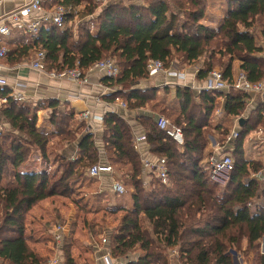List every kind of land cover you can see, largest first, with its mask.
<instances>
[{
  "label": "trees",
  "instance_id": "trees-1",
  "mask_svg": "<svg viewBox=\"0 0 264 264\" xmlns=\"http://www.w3.org/2000/svg\"><path fill=\"white\" fill-rule=\"evenodd\" d=\"M58 2L80 7L84 25L78 37H72L67 25L74 19L72 15L65 18L62 26L51 24L37 34L12 29L14 36L7 40L9 50L4 59L14 64L43 50L48 69L60 71L76 66L84 74L107 55L116 56L120 74L116 78L107 76L104 83L126 91L110 93L104 99L112 102L119 97L129 108L143 106L155 112L143 116L141 123L150 152L165 159L167 183L152 172L149 185L144 184L131 129L123 118L111 112L103 117L104 154L119 173L125 192L98 193L95 178L84 175V182L89 184L81 196L84 210L124 211L119 229L123 236L122 255L132 251L137 255L124 264H169L164 254L168 249H177L182 264H237L233 252L251 254L252 264H264V255L259 252V240L264 235V180L259 176L264 173V164L249 158L245 151L249 134L264 127V102L248 112L250 94L233 89L227 94L202 90L195 95L189 87L177 86L172 100L168 89L161 93L155 89L127 90L147 77L149 59L162 61L165 68L175 65V61L192 64L202 59L199 80L206 79L213 69H219L230 80L232 64L237 60L251 82L261 80L264 57L258 55L261 48L254 35L264 41V0H227L216 29L199 23L205 12L195 0L190 1L196 6L194 10L185 9L181 3L173 10L165 0L128 7L109 4L97 14V21L85 20L95 13L93 0H54ZM179 11L187 14L185 19H181ZM11 93L9 88L0 87V98L5 99L0 105V118L8 124L7 129L0 128V261L44 264L46 259L28 247L24 235L26 213L43 199L70 193V183L76 179L69 181L70 177L82 175L75 166L82 159L90 165L97 163L98 150L91 132L74 135L73 129L82 123L73 111H57V103L50 101L49 107L54 108L51 123L57 135L69 144H78L80 159L70 160L62 152L57 153L64 168L53 181L46 169L24 170L23 165L34 151L40 159L49 161V137L36 127V110L41 105L19 102ZM219 96H224V115L215 122V99ZM164 112L172 124L181 128V145L157 127V115ZM242 115L246 118L241 125L238 122V136L231 141L228 178L220 186L210 178L207 161L215 153L208 148L207 134L214 133L218 142H224L235 118ZM249 143L259 144L255 138Z\"/></svg>",
  "mask_w": 264,
  "mask_h": 264
},
{
  "label": "crops",
  "instance_id": "crops-1",
  "mask_svg": "<svg viewBox=\"0 0 264 264\" xmlns=\"http://www.w3.org/2000/svg\"><path fill=\"white\" fill-rule=\"evenodd\" d=\"M29 0H0V16H5L6 14L12 12L16 8H19L23 6L25 3H27ZM46 8H50L49 5H44ZM42 11L33 12L30 16H28L27 19L37 18L41 15ZM223 18V17H222ZM222 21V19H221ZM220 21V23H221ZM220 23L216 26H208L211 28L216 29ZM10 25V23L8 22ZM18 30V29H16ZM14 34H10L9 36H1L0 35V43L4 46L7 45V40L9 38H13ZM255 43L257 46L261 48V51L258 53L259 56L264 57V41L260 39L258 36L254 35ZM8 49V47H7ZM9 50V49H8ZM30 56V57H29ZM28 56V60H23L18 63L9 64L8 61L4 58H0V77L4 78L6 80V85L4 87L9 88L12 93L11 95L15 94L16 92H22L24 95V99L22 102H25L27 104L37 105L40 104L41 107L36 110V127L39 131L44 133L49 137L48 147L49 145L53 144V141L61 142L63 143L62 147L57 150L58 154L62 152V155L70 158L74 155L79 156L78 151V144L76 142L67 143L65 140L60 139L61 135H57L56 130L54 128V125L51 123V115L54 110L53 107H49L50 101H55L57 103L55 109L57 111L60 110H72L75 114V118L78 119V122L82 123V125L77 126L73 129V133H75L76 137H79L81 134L84 133V131L93 134V140L94 144L98 150V161L97 162H107L106 158L104 156V144H103V120L100 121L99 117H104L106 113L111 112L117 114L119 117L123 118V120L129 125L131 129V133L133 135V142L135 145V148L140 156V159L147 158L155 160L158 157L154 156L150 152V148L147 144V141L145 139V129L142 125L141 121L144 120L143 116L152 115L155 114V112H152L147 107H139V108H129L127 106V103L120 99L119 97H116L112 102L107 101L104 99V96L109 95L110 93L114 92H121L126 91V89H121L119 87H111L108 84L104 83V79L107 77L106 73L103 70H99L98 68H95L91 66L86 71H84V77L86 80L82 83H77L74 81H71L69 79H56L52 78L45 73H40L35 70H32L29 68L28 63L33 58L34 54L30 53ZM202 59L196 63L192 64H185V65H179V67H176L175 65H171L169 68V73H160L152 77H146L144 79H141L137 81L136 83L132 84L129 89H139V90H150L155 89L157 92L161 93L165 89H168V98L169 100L174 99L175 97V89L177 86H187L189 87L195 95H198L200 92L201 85L204 83V80H199L197 78V72L198 69L202 65ZM239 61H234L232 64V75L236 74L237 71L240 70L239 68ZM1 87V86H0ZM223 97L219 96L215 99V108H214V121L217 122L221 118L215 117V110L217 108H222L223 110ZM99 101H98V100ZM124 103L125 106H122L120 103ZM264 102V99L259 95H251L248 100V112H250L252 109L256 108L260 103L262 104ZM3 104L2 99L0 98V105ZM85 111H89L90 116L93 117L90 121V129L86 130L85 126L87 125V121L83 120L81 118V114ZM224 115V112H223ZM158 117V115H157ZM143 118V119H142ZM167 119L170 120V118L167 117ZM8 124L3 118H0V128L4 127L7 129ZM211 126V125H210ZM213 128V126H211ZM239 130V127L235 125V122L233 126L231 127V131L233 129ZM264 129V127H262ZM85 132V133H86ZM252 132L247 137V141L245 143V151L246 155L249 158L262 160L264 164V153L261 154L257 146L252 145L251 143L248 144V142L253 138ZM208 139V148L212 150L213 153H227L229 155L231 149L233 148V142H227L226 140L224 142H218L217 138L213 134L207 135ZM61 140V141H60ZM255 142V141H253ZM256 142H259V140L256 139ZM220 143H222L220 145ZM247 144V145H246ZM260 145L264 146L263 142H259ZM258 145V144H257ZM226 150V151H225ZM258 153V154H257ZM34 156L38 157L39 154L37 151L33 152ZM48 154V158H49ZM57 156V154H56ZM36 157V158H37ZM59 158V156H57ZM74 159V158H72ZM36 163H38V167H33L29 162V159L26 163V165H23L24 170H34L38 171L40 169H45V166H50L52 163L47 160H42L40 158L35 159ZM34 160V161H35ZM114 170V169H113ZM86 171V170H85ZM114 170L112 174H104L100 176L99 178H95V181L97 182V188L98 193L101 194H116L112 191V184L114 181H120L119 175ZM152 176V175H151ZM151 176H145L142 174L143 179L147 183L150 182ZM258 176V175H257ZM122 183V182H121ZM118 195V194H117ZM47 199V198H46ZM46 199H43L39 201L36 205L31 207V209L26 213L25 219H24V225H25V238L27 240V243L29 245H33L37 248L34 253H37L39 256H44V258L49 257L53 252L54 256H56L59 260V264H72L67 257V254L65 251L62 250V246L64 244V235L61 237V242L57 243L53 238V232L55 230V226L58 224H61V222H58L57 224H54V226L49 227L46 225H39V222L35 220L33 217H36L40 219L38 216L37 208L39 206L43 207ZM121 211V210H120ZM118 211V212H120ZM106 213V210H101L98 213ZM124 212V211H123ZM96 212V214H98ZM32 219L35 223L29 224V219ZM62 225V224H61ZM100 229H102L100 227ZM33 231V232H32ZM63 234V233H62ZM43 235V236H41ZM91 239V246L90 249L94 250L93 252H89V258L85 264H103L101 260V256L103 255V249H105V252L110 248H116L118 244L112 243V239L116 240L115 237H122V235L119 233V231H115V234H111V232H107L106 228L103 229L101 232L93 231L92 234H90ZM98 235V237H102V239L95 240V236ZM45 237H48L49 239V246H45V248H48L47 255H44L43 246H37L38 242L40 243V240ZM66 237V236H65ZM118 237V238H119ZM97 239V238H96ZM103 239H105V243H103ZM51 240L55 243V248L53 249V246L51 245ZM123 241V238H121ZM101 241V247L99 246V242ZM119 242V241H118ZM120 243V242H119ZM43 242H41V245ZM86 244H89V239L86 242ZM122 244V242H121ZM120 244V245H121ZM246 242L243 241V248L245 247ZM109 246V248H108ZM52 251V252H50ZM115 256H112V264H121V262H124V260H130L128 259V256L126 258L123 256V258H120L121 256H116V250ZM259 252L264 255V235L259 240ZM111 253V250H110ZM133 260L136 259L137 255H133ZM250 258H252V255H249ZM51 256L48 258H52ZM47 259V260H48ZM46 260V261H47ZM123 260V261H122ZM132 260V258H131ZM250 262V261H249Z\"/></svg>",
  "mask_w": 264,
  "mask_h": 264
},
{
  "label": "built area",
  "instance_id": "built-area-1",
  "mask_svg": "<svg viewBox=\"0 0 264 264\" xmlns=\"http://www.w3.org/2000/svg\"><path fill=\"white\" fill-rule=\"evenodd\" d=\"M49 5V9L44 7V5ZM80 7H75L71 5H64L62 2L54 3V0H29L23 6L16 8L12 12L6 14L5 16H0V35L9 36L12 29H18L27 34H37L42 27L48 25L62 26L64 24L65 18L72 15L74 18L79 14ZM42 11L41 15L37 18L27 19L33 12ZM10 23V25L8 24ZM8 49L6 46L0 43V58H5ZM30 69L35 70L40 73H45L46 75L56 78V79H69L71 81L82 83L86 80L84 74L78 67L66 68L60 71L48 70L45 64V52L43 50L37 51L33 58L28 63ZM99 70H103L107 76L116 78L120 74V70L116 63L110 59H104L98 61L92 65ZM169 69L165 68L164 63L160 60L149 59L146 63L147 76L152 77L160 73H169ZM172 73V72H171ZM169 73V74H171ZM6 85V80L0 77V86L4 87ZM242 91L244 93H249L251 95H259L264 99V78L257 82H251L244 71L239 70L236 74L231 76L228 80L223 77L222 72L218 69H213L209 72L204 83L201 85L200 91H222L224 94L230 90ZM15 100L23 101L24 95L22 92H16L12 95ZM98 100V99H97ZM4 102L5 99H2ZM99 101V100H98ZM125 106L124 103H120ZM223 116L222 108H217L215 110V117L221 118ZM81 118L87 121L85 126L86 130L90 129V121L93 117L90 116L89 111H85L81 114ZM246 118V115L238 116L235 118V125L238 126L239 120ZM102 121L103 117H99ZM156 125L159 129L163 130L165 134L170 137L178 145L183 143L182 130L180 127L172 124L167 118L163 116H158L156 120ZM239 130L233 129L226 141H232L237 138ZM253 138L259 140V142L264 143V129L259 127L252 131ZM142 174L145 176L152 175L155 172L156 177L160 179L162 183H167V168L165 159L158 157L155 160L142 158ZM207 164L210 168V178L215 179L219 175L226 173L228 174L231 165V155L227 153L218 154L215 152L209 157ZM114 172L112 166L108 162H97L87 167L86 175L92 178H99L104 174H112ZM259 176V175H258ZM264 180V173L259 176ZM144 184L147 182L143 179ZM112 191L121 194L125 192L123 184L119 181H114L112 186ZM63 226L57 225L54 232L53 238L57 243H60ZM105 243V239H103ZM101 260L103 264H112V257L109 250H107L102 256ZM44 264H59V260L56 256L48 259Z\"/></svg>",
  "mask_w": 264,
  "mask_h": 264
},
{
  "label": "rangeland",
  "instance_id": "rangeland-1",
  "mask_svg": "<svg viewBox=\"0 0 264 264\" xmlns=\"http://www.w3.org/2000/svg\"><path fill=\"white\" fill-rule=\"evenodd\" d=\"M152 0H93V3L96 7L95 9V13L88 16L85 20L88 19H93L95 21H97V14L104 9L105 7H107V5L109 4H118V6H125L128 7L131 4L134 5H146L148 4V2H150ZM167 1L170 6H173V10H177V6L178 4H183V7L185 9H189V10H194L196 8V6H192L190 4L191 0H165ZM198 2V6H203L204 7V12H205V18L200 19L199 23H202L204 25H208V26H213L216 27L224 14V10L226 9V5H227V0H195ZM180 12V11H179ZM181 14V19H185L187 14H185L183 11L180 12ZM83 17L80 16V14L77 15L76 18L74 19H70L69 22H67L68 28L70 29V31L72 32V37L73 38H77L78 34L80 32V28L83 27L84 22L82 20ZM90 24V23H89ZM96 24V23H95ZM91 29L94 30L93 25H91ZM95 27V26H94ZM30 57V56H29ZM29 59V58H28ZM26 59V60H28ZM105 59H110L112 61H114L117 65V57L116 56H112V55H107L105 57ZM204 62V60H203ZM202 62V63H203ZM180 61H175L174 64L176 67H179V65H185V64H180ZM48 69V68H47ZM50 70V69H48ZM219 70V69H218ZM158 116H163L165 118H167L166 113H158ZM74 125H70V127H73ZM210 134V132L208 133ZM207 134V135H208ZM214 134V133H212ZM75 135V134H74ZM63 137H61L60 139H62ZM61 141V140H60ZM63 143L61 142H56L53 141L52 145H49V147H47V153L50 154L49 158L50 161L52 162L50 164V166H45L44 168L47 171V174L49 175L50 179L53 181L55 180L63 171L62 165H61V161L59 158H57L56 154H57V150H59L62 147ZM257 149L258 151L263 154L264 153V146L258 144L257 145ZM47 154V155H48ZM258 154V153H257ZM105 156V154H104ZM37 157V156H36ZM34 156V154H30L29 155V162L34 165L33 167H38V163H36L35 159L40 158V156H38L36 158ZM106 157V156H105ZM71 158H74L75 161H78L80 159V156L74 155L72 157H70V160H72ZM78 159V160H77ZM35 160V161H34ZM91 162H85L84 163V159H82L76 166L75 169L78 171V175L79 172L82 174L81 176H74L75 174H73L69 181L72 178H75V181H73L72 183H70V190L71 192L68 193L67 195H54L51 197H48L46 200L43 207L39 206L37 208V212H38V216L40 217V219L33 217L35 220H37V222H39V225H46L49 227L54 226V224H57L58 222H61V226H63L64 230H63V235H64V244L62 246V250L66 252L67 257L69 258L68 260L72 263V264H85V262H87L88 258H89V252L90 251H94L92 249H90L91 246V239H90V234H92L93 231H97L98 234L99 232H101L103 229L106 228L107 232H111V234H115V231H119V229L121 228V220L124 216V212L120 211V212H115V213H110V212H106V213H98L96 214V212H89L87 210H84V208L82 207V199L81 196H84V190L86 189V187L89 185L87 183H85L84 178H86V172L84 169V165L87 168L88 166H90ZM117 174L119 175V173L117 172ZM116 174V175H117ZM85 175V176H84ZM228 178V174L223 173L221 175H219L218 177H216L215 179H211L212 181L216 182L218 185L223 186L225 184V182L227 181ZM146 178V182H147ZM121 181V180H120ZM145 185H149V183H146ZM80 190V193H79ZM88 194H94V192H89ZM104 200L103 202H105L106 199H102ZM35 223L31 218L29 219V224H33ZM143 226H147L146 223L143 224ZM25 227V225H24ZM100 227L102 229H100ZM56 228V226L54 227ZM33 232V231H32ZM43 236V235H41ZM66 236V237H65ZM95 240L98 239H102V237H98V235L95 236ZM119 237V236H118ZM115 237L116 240L112 239V243H116L118 244L116 246V248L114 250H116V256H121L120 258H123L122 256V249H121V238H123V236L120 238ZM89 239V244H86V242ZM120 243H119V242ZM41 242H43V244L41 245ZM99 246L101 247V241L99 242ZM28 244V243H27ZM50 242L48 237H45L44 239L42 238L40 240V243L38 242L37 246H43V250H44V255H47L48 253V248H45V246H49ZM51 245L53 246V249L55 248V243L51 240ZM28 247L32 250L34 249L35 251L37 250V248L33 245H29ZM243 248V246H242ZM112 249V247L110 246V250ZM33 251V250H32ZM103 254L105 253V249H103ZM34 252V251H33ZM52 252V251H50ZM114 254H112L113 256H115V251H113ZM91 253V252H90ZM136 252L132 251L128 253V259H133V255H135ZM233 259L237 264H252L251 262V258L250 256H245L244 254H238L233 252ZM165 256L167 257L168 263L169 264H182V260L178 261L179 259V254L177 249H168L165 253ZM54 255V252L50 255L51 257ZM49 256V257H50ZM40 257H44V256H40ZM49 257H46L45 259L47 260ZM126 258V256H125ZM123 261V260H122ZM250 261V262H249ZM1 264H5L4 262H1ZM124 262H121V264H124Z\"/></svg>",
  "mask_w": 264,
  "mask_h": 264
},
{
  "label": "water",
  "instance_id": "water-1",
  "mask_svg": "<svg viewBox=\"0 0 264 264\" xmlns=\"http://www.w3.org/2000/svg\"><path fill=\"white\" fill-rule=\"evenodd\" d=\"M243 121H244V119L241 118V119L239 120V124L241 125V124L243 123Z\"/></svg>",
  "mask_w": 264,
  "mask_h": 264
}]
</instances>
